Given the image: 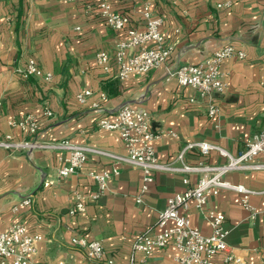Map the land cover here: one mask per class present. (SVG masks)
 Listing matches in <instances>:
<instances>
[{
	"label": "crops",
	"instance_id": "0c3cea01",
	"mask_svg": "<svg viewBox=\"0 0 264 264\" xmlns=\"http://www.w3.org/2000/svg\"><path fill=\"white\" fill-rule=\"evenodd\" d=\"M146 2L162 17L164 44L172 53L147 75L121 79L117 45L127 38V30L111 29L94 0H0V139L10 135L14 142L42 145L68 140L124 153L119 133L101 128L99 121L128 103L154 115V148L160 162L180 164V151L194 141L210 142L233 155L245 150L247 142L264 131V0H111L138 29L145 27ZM226 2L230 6L218 7ZM229 43L246 57L223 62L224 93L204 98L196 89L168 78L171 70L201 62ZM101 51L110 55L108 71L95 60ZM126 53L131 56L136 50ZM30 59L52 79L23 76L19 70ZM84 89L93 94L82 104L76 96ZM212 104L219 109L215 116L208 114ZM47 109L52 116L45 114ZM29 116L40 125L35 134L19 126ZM68 155L65 148L36 146L12 153L0 147V232L23 223L42 234L35 264H93L85 250L73 244L77 235L102 241L106 258L114 264H182L173 244L147 256L137 253L135 259L132 245L140 233L159 231L158 217L169 198L197 184L199 173L191 174L185 184L182 173L157 172L138 202L142 170L118 165L119 174L94 200L97 186L89 172L111 171L113 161L90 155L80 170L60 178L58 169ZM185 160L227 161L217 151L204 156L197 150L188 152ZM256 161L263 162L264 156ZM225 179L255 191L250 200L258 214L251 218L241 194L231 189L211 195L205 208L225 215L228 243L237 255L247 264H264V169L234 170ZM77 194L87 197L86 210L73 214ZM26 198L32 200L31 206L21 205ZM184 212L192 226L205 235L212 233L210 221L194 201ZM225 255L216 257L217 264H233L225 262Z\"/></svg>",
	"mask_w": 264,
	"mask_h": 264
},
{
	"label": "built area",
	"instance_id": "2783aa9c",
	"mask_svg": "<svg viewBox=\"0 0 264 264\" xmlns=\"http://www.w3.org/2000/svg\"><path fill=\"white\" fill-rule=\"evenodd\" d=\"M75 1V0H66ZM98 12L103 21L113 30H127V38L117 45V59L120 63L118 77L128 78L131 75L145 76L153 69L158 68L168 61L172 48L164 44V34L161 29L162 17L156 13L146 2L143 8L145 27L143 29L131 26L132 18L116 10L111 0H94ZM230 2L219 3V8L230 6ZM92 9L93 5H87ZM153 44V45H149ZM135 49L136 53L128 56L126 51ZM232 57L245 58L246 53L237 49L233 44H226L215 50L213 55L195 64H185L175 70H171L168 78H175L180 85L196 89L202 97H212L214 94L224 93L227 86V77L222 72L223 62ZM110 55L101 51L95 56L98 64L108 71ZM23 76L42 75L46 80L52 79V74H43L35 61L30 59L25 69H20ZM93 94L92 90L80 91L76 98L85 104L88 97ZM102 99L107 94L102 92ZM218 107L210 105L208 114L215 116ZM45 114L52 116L53 111L47 109ZM154 115L142 108H136L125 103L120 106L111 118H103L99 126L108 130L117 131L124 144V153L113 152L87 144H76L65 140L58 144H39L23 140L14 142L10 135L0 139V147L15 152L19 149H31L36 146L65 148L69 155L65 164L58 169V176L65 178L80 170L87 162L90 155L108 157L113 161L112 170L102 172L90 171L89 174L96 181V191L92 198L94 200L103 196L108 188V182L113 175L119 174L118 165H130L142 170L143 183L137 201H142V196L155 180V174L160 171H173L184 174L185 184L190 183L191 174H200L197 184L188 187L181 193H176L169 198L167 206L158 217L157 226L159 231L147 230L140 233L132 245V258L137 253L146 256L158 249H164L173 244L179 252V261L182 264H217L216 257L225 253V262L233 264H247L246 260L237 255L228 243L230 229L226 226V217L223 213L215 210H206L205 206L211 195L217 194L221 189H231L242 196V205L249 212L251 218L258 214V211L251 203V195L254 190L243 184H234L225 179L226 174L234 170H261L264 169V161L258 162L256 158L264 156V131L255 134L248 142L245 150L238 155L231 154L225 148L206 141L187 142L180 151L177 161L180 164L160 162L156 156L154 140L157 137L154 129ZM23 131L35 134L40 125L33 117L19 123ZM197 150L204 156L212 151H217L227 161L223 164H210L204 161L197 164L186 162L185 156L188 152ZM87 197L77 194V201L72 213L86 210ZM210 221L212 233L205 235L199 228L191 225L186 211L191 202ZM32 200L26 198L21 205L31 206ZM43 235L38 232H31L23 223L13 224L8 231L0 232V260L2 264H35L38 245L43 240ZM73 244L86 252L87 258L93 264H114L112 259L106 258L105 246L100 240H89L86 236L77 235L73 237ZM134 264V263H132Z\"/></svg>",
	"mask_w": 264,
	"mask_h": 264
}]
</instances>
